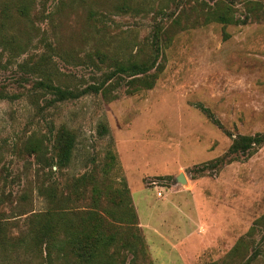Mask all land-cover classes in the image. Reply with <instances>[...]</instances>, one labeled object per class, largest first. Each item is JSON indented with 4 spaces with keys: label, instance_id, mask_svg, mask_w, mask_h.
I'll list each match as a JSON object with an SVG mask.
<instances>
[{
    "label": "rangeland",
    "instance_id": "1",
    "mask_svg": "<svg viewBox=\"0 0 264 264\" xmlns=\"http://www.w3.org/2000/svg\"><path fill=\"white\" fill-rule=\"evenodd\" d=\"M221 2L246 24L208 23ZM153 43L156 68L138 82L116 77L106 94L58 101L39 84L100 85L117 61L153 55ZM61 126L76 147L51 171L35 149L44 144L48 159ZM256 134L264 0H0V264H74L26 244L40 228L33 219L53 208L48 191L72 216L91 209L96 183L105 220L135 248L117 264H264V145L229 152L238 135ZM84 174L93 181L75 187ZM124 189L131 230L111 219L124 212Z\"/></svg>",
    "mask_w": 264,
    "mask_h": 264
},
{
    "label": "trees",
    "instance_id": "2",
    "mask_svg": "<svg viewBox=\"0 0 264 264\" xmlns=\"http://www.w3.org/2000/svg\"><path fill=\"white\" fill-rule=\"evenodd\" d=\"M235 13L236 11L232 5L221 2L207 13V22L216 23L223 27L238 24L245 25V21L237 19ZM153 46V55L148 58L142 60L134 59V61H117L115 71L110 73L100 85L90 86L87 89L79 91L63 89L60 86L47 82H40L39 84L57 96L58 101L79 99L89 93L99 94L101 92L102 94H106L112 83L110 81L116 79V77L118 79L123 77L132 78L133 82H138L140 80L137 77L147 75L156 68L161 46H157L155 43H153ZM203 110L210 114L206 109ZM105 131L107 132V129L103 127V132ZM54 140L51 149L46 150L50 154L48 159L44 156V144L40 148L35 149L37 153L35 155L39 159L44 160L50 166L51 171L53 166H57L58 170L67 167L71 162L73 151L76 147L75 135L65 126H61L56 131ZM262 145H264V134L252 136L238 135L229 152L231 154H244ZM113 158L115 159V156ZM209 165L210 163L205 164L197 170L204 172ZM90 181H93L92 178L88 177V174H84L77 179L75 187ZM100 193V187L97 183L94 184L91 193L93 198L91 209L70 216L67 212L66 202L62 200L58 201V195L53 189H51L50 193L48 191L47 194H49L53 208L46 215L41 216L43 219L37 220L38 216L36 217L37 219H33L36 220L33 223L39 224L40 228H37L36 225L30 230L31 235H29V243L26 244V247L40 251L45 250L49 257L53 253H57L58 258L65 255L67 259L69 256L72 257L74 255V264H117L120 250L127 249L133 253L134 246L129 241L124 240L125 237L117 229L118 226L112 225L110 221L105 220V217L101 213L99 209ZM120 194L123 199L117 206L123 207L124 212L121 216H111V219L113 218L112 220L114 221L118 219L127 225V230H131L132 226L136 223V215L129 203L128 190L124 189ZM67 199L68 197H64V200ZM87 228L93 230L90 236L86 235ZM7 246L8 238L0 226V247L5 249ZM9 246L14 247L10 243ZM240 248V244H237L233 248L231 256L236 252L238 253L241 250Z\"/></svg>",
    "mask_w": 264,
    "mask_h": 264
},
{
    "label": "water",
    "instance_id": "3",
    "mask_svg": "<svg viewBox=\"0 0 264 264\" xmlns=\"http://www.w3.org/2000/svg\"><path fill=\"white\" fill-rule=\"evenodd\" d=\"M177 180H178V182L183 183V184H185V182H186V179L182 174L177 178Z\"/></svg>",
    "mask_w": 264,
    "mask_h": 264
}]
</instances>
